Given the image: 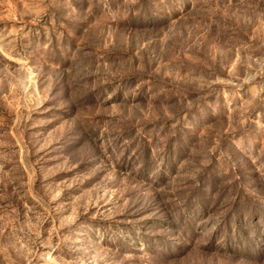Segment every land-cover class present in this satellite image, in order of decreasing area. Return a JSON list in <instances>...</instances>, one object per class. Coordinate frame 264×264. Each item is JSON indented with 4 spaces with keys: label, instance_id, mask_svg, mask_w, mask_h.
Here are the masks:
<instances>
[{
    "label": "rangeland",
    "instance_id": "374dc122",
    "mask_svg": "<svg viewBox=\"0 0 264 264\" xmlns=\"http://www.w3.org/2000/svg\"><path fill=\"white\" fill-rule=\"evenodd\" d=\"M0 264H264V0H0Z\"/></svg>",
    "mask_w": 264,
    "mask_h": 264
}]
</instances>
